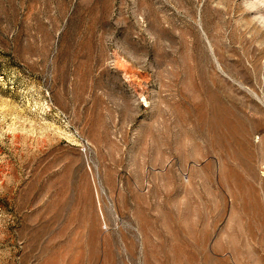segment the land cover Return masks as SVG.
<instances>
[{
	"label": "rangeland",
	"instance_id": "obj_1",
	"mask_svg": "<svg viewBox=\"0 0 264 264\" xmlns=\"http://www.w3.org/2000/svg\"><path fill=\"white\" fill-rule=\"evenodd\" d=\"M0 264H264V0H0Z\"/></svg>",
	"mask_w": 264,
	"mask_h": 264
}]
</instances>
